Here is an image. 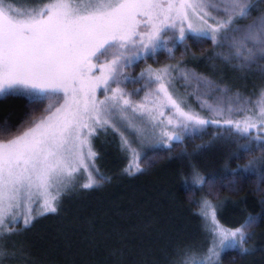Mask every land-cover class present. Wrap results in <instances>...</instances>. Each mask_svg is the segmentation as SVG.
Wrapping results in <instances>:
<instances>
[{
	"label": "snow or ice",
	"instance_id": "1",
	"mask_svg": "<svg viewBox=\"0 0 264 264\" xmlns=\"http://www.w3.org/2000/svg\"><path fill=\"white\" fill-rule=\"evenodd\" d=\"M209 7L223 18L212 17L209 22ZM250 12V0H47L42 8L19 15L6 6V0H0V94L26 89L33 103L55 101L26 130L0 142V240L12 234L18 220L28 227L37 215L55 213V202L74 186L81 169L87 173L86 182L80 184L83 189L107 179L90 171L89 162L94 168L97 155L90 137L97 130H118V122L123 121L139 135L137 122L150 124L167 138L162 143L170 145L190 128L220 124L218 119H204L186 110L175 93L171 66L149 67L141 73L147 77V91L139 101L125 91L128 78L123 69L141 53L150 56L166 43L169 29H178L180 41L189 37L194 42L220 41L219 46L228 49L223 56L227 63L237 61L241 68H250L264 58V16L239 25ZM193 17L200 23H192ZM169 38H176L175 31ZM183 79L194 81L206 95L218 91L211 82L205 84L190 73H184ZM98 91L103 99L98 98ZM260 96L259 111L249 109L242 119L225 116V111H234L232 101L226 110L207 101L205 106L224 117L225 125L248 135L254 129L264 132V92ZM234 103L235 110L244 111L245 102L239 96ZM10 131L0 127V135ZM122 141L134 157L124 171L129 175L142 172L139 153L123 134ZM259 163L264 165V161ZM192 175L199 179L195 169ZM201 215L206 222L211 218L209 262L225 246L249 251L243 245L250 238L248 229L256 225L255 217L235 229L225 228L208 200L203 201ZM5 253L6 246L0 245V264Z\"/></svg>",
	"mask_w": 264,
	"mask_h": 264
},
{
	"label": "trees",
	"instance_id": "2",
	"mask_svg": "<svg viewBox=\"0 0 264 264\" xmlns=\"http://www.w3.org/2000/svg\"><path fill=\"white\" fill-rule=\"evenodd\" d=\"M24 1L28 0H19ZM30 1L36 6L47 2ZM257 1H250L251 7ZM260 1L248 18L264 16V0ZM167 31L166 43L150 56L141 53L123 69L128 78L126 92L144 96L147 80L141 73L149 67L183 65L212 72L206 59L220 50L219 45L211 40L194 42L190 37L179 41L178 29ZM173 31L176 38L170 39ZM247 75L254 93L260 92L259 86L264 89L255 73ZM230 77L237 79L224 72L217 76L222 82ZM237 83L240 86L244 81L238 78ZM47 106V100L33 103L21 91L0 96V127L11 129L0 140L26 130ZM105 130L113 133L106 131L99 139V172H93L107 179L91 189L78 186L59 198L54 214L22 231L20 244L15 241L9 249L12 256L7 264H264V165L259 163L264 161L263 133L243 135L229 125H204L170 145L146 144L136 149L144 170L129 175L124 169L133 160L132 153L123 147L119 132ZM193 169L199 179L193 177ZM204 200L211 202L225 228L235 229L248 218H256L243 245L248 252L240 246L226 247L214 261L204 259L212 241L208 222L201 215ZM189 249L194 251H185Z\"/></svg>",
	"mask_w": 264,
	"mask_h": 264
},
{
	"label": "rangeland",
	"instance_id": "3",
	"mask_svg": "<svg viewBox=\"0 0 264 264\" xmlns=\"http://www.w3.org/2000/svg\"><path fill=\"white\" fill-rule=\"evenodd\" d=\"M250 1H252V0H250ZM260 2L261 1L258 0L257 3L251 7V9L258 6L260 4ZM6 6L10 7L14 14L23 15V14H26L31 9L42 8L44 6V4L36 6V4L30 0L24 1V2H19V0H6ZM208 11L210 12L209 17H207L209 19V22H212V17H216L217 19L223 18L221 14H218L211 7H209ZM258 17H260V16H258ZM256 18L257 17L246 18V19L242 20V23L240 22L239 24L240 25L251 24ZM192 23L198 24V23H200V21L197 18L193 17ZM184 27H185V29H187V23L184 24ZM219 43H222V42L218 41L217 43H213V45L218 46ZM219 48H220L219 51H213V54L210 56H207V59H206L208 64H209L210 69L212 70L211 73L199 72V71L193 70V69L189 70V69L184 68L183 65H181V66L176 65L177 67H175V66L166 64V65H162V66H156L153 68L158 69V68H162L165 66H171L172 76L175 78L173 80V87L175 89V93L177 96H179L183 99L184 106H185L186 110H191L192 112L198 113L204 119H218L221 121L220 124L225 125L223 123L224 117L216 116L214 113H210L208 108L205 106V101H207L208 104H212L214 107L219 105L220 107L224 108L225 110L228 108L229 102L232 101L233 102L232 107L234 108V111L232 113H228L227 111H225V116L230 117L234 120L235 119H242L244 117V115L246 114V112H248L249 109H251L253 112H258L259 109H258L257 105L261 99L260 94H261V92H264V89L261 90V88L259 86L258 90H260V92L258 91L257 93H254V91H252V89H250L251 86L247 85L246 80H247V76H248L247 74L248 73H251V74L255 73L258 76V80L261 81V84L263 86V84H264V58L257 60L256 63H254L255 67H253V65H252L250 68H241L237 61H233L232 63H227L223 59V56H224V54L228 53V49L227 48H221V47H219ZM192 56H193V52L188 53L186 55V58L184 59V61L187 60V57H192ZM225 71H229V72H225ZM220 72H221V74H223V72H224V75H230V76L233 75L237 79L240 78L241 80L244 81V83L240 84V86H238L237 79H235L234 77H230L227 82L226 81L222 82V81H220L221 79L217 78V76H218V74H220ZM184 73L192 74L193 76L204 81L205 84L208 82H211L213 88L218 89V91H213L211 95H206L205 89L204 88L197 89V85L194 81L184 80L183 79ZM145 77H146V75H145ZM146 80H147V77H146ZM243 88L249 92L246 93V91L242 90ZM20 91L25 92L28 96H30V94H29L30 90H26V89H19V90H15V91L10 90L8 92L0 94V96L7 94V93L20 92ZM131 94H134V91H131ZM97 96L99 99H103V96L100 95V91L97 92ZM237 96H239L241 98V100L245 102V104L243 105L244 111L235 110L236 105H235L234 101H235V97H237ZM132 98L134 100L139 101L143 97H141V96L136 97L135 95H133ZM49 103H55V101H48V104ZM136 127L141 129V132L139 135L136 132H134L132 128L127 127L125 122L120 121V122H118V130H115V131L119 132L121 135L123 134V136L129 140L132 147L135 149H139L141 147L144 148L143 146H145L146 144H150V145L152 144L151 145L152 147H153V145H155V146L156 145H163V143H162L163 138H166V137H161L159 128L153 129V127L150 124L141 125L139 122H137ZM169 127H171V126H169ZM202 127H204V126H196L194 128H190L189 130L197 132L198 130L202 129ZM110 129H112V128H110ZM189 130H187V131H189ZM84 131L87 132V129H85ZM106 131H110V130H97L96 134L90 137L92 150L95 151L96 153L98 150L99 139L105 133L107 134ZM177 131H179V129H177ZM187 131L181 132V135H185V133ZM252 131L260 132V131L255 130V129ZM110 132L113 133V131H110ZM260 133L264 134V132H260ZM97 139H98V142H97ZM7 140H9V139H7ZM7 140H0V142H6ZM152 147H147V148L152 149ZM85 152H87V149H85ZM96 158L97 157L95 156V158H94L95 167L94 168L91 167L92 161L89 162L90 171H92L93 175H94L93 170L96 171V169H97ZM133 159H134V157H133ZM75 177H76V180H75L74 186L68 188L66 190V192L60 196V198H62L63 196H68L69 193H71L70 191L74 190L78 186L80 187V184L86 182L87 173H85L83 171V169H81L79 172H77L75 174ZM80 188H82V187H80ZM57 202L58 201L55 202L56 206H57ZM33 207H35V205H33ZM38 212H39V209H37V213ZM49 214H54V213L48 212L42 216L37 215V218L33 219L31 224L28 227H25L21 220L17 221L18 227H15L12 229V234L10 236H7L3 240H0V245L6 246V253H5V257L2 260V264H7L10 257L12 256V252L9 249L14 244H16L15 241L18 244H20V242L18 241V237H20V235L22 234V231L26 230V229H30L41 218H43ZM215 216H216V214H215ZM216 220H217V218H216ZM207 222H208V224H207L208 228H211L212 224H211V218L210 217H209V220ZM6 231H7V229H6ZM211 238H212V236H211ZM226 247L227 246L223 247V249ZM222 250L218 248V252H220ZM204 259H207V256H205Z\"/></svg>",
	"mask_w": 264,
	"mask_h": 264
}]
</instances>
